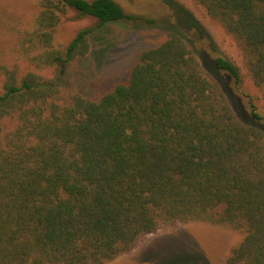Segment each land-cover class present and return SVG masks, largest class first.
<instances>
[{"label": "trees", "instance_id": "1", "mask_svg": "<svg viewBox=\"0 0 264 264\" xmlns=\"http://www.w3.org/2000/svg\"><path fill=\"white\" fill-rule=\"evenodd\" d=\"M194 1L241 42L264 101V0ZM167 5L165 39L96 99L0 65V264H107L177 222L237 231L224 264H264V122L252 102L236 116L193 47L206 31ZM67 10L97 27L137 19L114 0H39L15 48L35 69L89 54L91 27L55 48ZM209 69L240 81L224 57Z\"/></svg>", "mask_w": 264, "mask_h": 264}, {"label": "rangeland", "instance_id": "2", "mask_svg": "<svg viewBox=\"0 0 264 264\" xmlns=\"http://www.w3.org/2000/svg\"><path fill=\"white\" fill-rule=\"evenodd\" d=\"M38 1L0 0V65L17 67L21 74H41L59 85L63 98L75 93L96 99L127 79L142 51L165 39L161 26L173 21L167 5L171 1L187 10L206 31V38L193 47L204 49L208 59L202 57L201 65L226 91L236 116L240 118L241 113L248 116L252 102L262 118L261 123L264 122V101L251 80L241 42L210 19L194 0H114L125 14L137 19L100 27L95 19L67 10L54 32L55 48L64 50L79 30L91 27L95 29L91 50L84 58L46 70L35 69L15 49L18 36L31 27ZM217 56L238 67L241 76L238 83L222 72L210 71V62ZM241 237L239 232L220 226L177 222L141 237L131 251L107 264H224Z\"/></svg>", "mask_w": 264, "mask_h": 264}]
</instances>
